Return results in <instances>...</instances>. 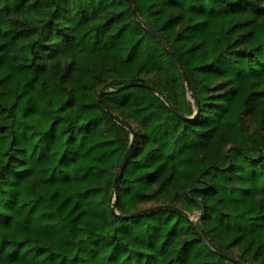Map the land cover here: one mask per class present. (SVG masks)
<instances>
[{"label": "trees", "instance_id": "trees-1", "mask_svg": "<svg viewBox=\"0 0 264 264\" xmlns=\"http://www.w3.org/2000/svg\"><path fill=\"white\" fill-rule=\"evenodd\" d=\"M130 1L0 0V264H264V0Z\"/></svg>", "mask_w": 264, "mask_h": 264}, {"label": "water", "instance_id": "water-1", "mask_svg": "<svg viewBox=\"0 0 264 264\" xmlns=\"http://www.w3.org/2000/svg\"><path fill=\"white\" fill-rule=\"evenodd\" d=\"M128 1H129L130 4L132 5L131 1H130V0H128ZM136 15H137V17H138L140 20H142V18L140 17V15H139L138 13H136ZM149 28H150V27H149ZM150 29H151V28H150ZM161 43H162V45L165 47V49H166V50L172 55V57H173L174 59H176V61L178 62V64L181 66L182 64H181L180 60L178 59V57L175 55V53H174V52L168 47V45H167L163 40H161ZM184 73H185V72H184ZM187 84H189L188 81H187ZM145 85L149 86V88H151L155 93L158 92L156 88H154V87H152V86H150V85H148V84H146V83H145ZM100 98H101V100H102L103 105L106 107V109L110 111L108 105L106 104V102H105L104 99H103V91H102V90H101V92H100ZM163 99H164L165 102L169 105V107H170L171 109H173L176 113H178L179 115H181V113H180L176 108H174V106H173L168 100H166L165 98H163ZM110 113L112 114V112H110ZM112 115H113V114H112ZM129 129H130V131H131V135H132V140H131L130 145H129V149H130V148H132L133 145H134L135 132H134V130H133L132 127H129ZM129 149H128V150H129ZM128 152H129V151H128ZM128 152L126 153V156L124 157V159L122 160V162H121V164H120V168H119V170H118V174H117V177H116V179H115V185L117 184V179H118V177H119V175H120V173H121V171H122V168H123V165H124V163H125V160H126V157H127ZM154 208H172V209H175V210H180L177 206H174V205H168V204L165 205V204H161V205H157V206H153V207H147V208L137 209L136 211H134V212H132V213H129V214H119V216H121V217H125V218H130V217H133V216H136V215H139V214H143V213H145V212H147V211H149V210H151V209H154ZM112 210H113L114 212H116V210H115L113 207H112Z\"/></svg>", "mask_w": 264, "mask_h": 264}, {"label": "rangeland", "instance_id": "rangeland-1", "mask_svg": "<svg viewBox=\"0 0 264 264\" xmlns=\"http://www.w3.org/2000/svg\"><path fill=\"white\" fill-rule=\"evenodd\" d=\"M195 219V218H194Z\"/></svg>", "mask_w": 264, "mask_h": 264}]
</instances>
